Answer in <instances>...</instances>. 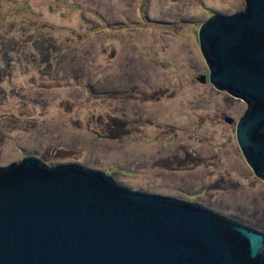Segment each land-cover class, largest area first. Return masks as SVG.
<instances>
[{
    "label": "rangeland",
    "instance_id": "rangeland-1",
    "mask_svg": "<svg viewBox=\"0 0 264 264\" xmlns=\"http://www.w3.org/2000/svg\"><path fill=\"white\" fill-rule=\"evenodd\" d=\"M244 6L0 0V167L73 164L264 233V181L236 139L247 103L199 80L201 24Z\"/></svg>",
    "mask_w": 264,
    "mask_h": 264
},
{
    "label": "water",
    "instance_id": "water-1",
    "mask_svg": "<svg viewBox=\"0 0 264 264\" xmlns=\"http://www.w3.org/2000/svg\"><path fill=\"white\" fill-rule=\"evenodd\" d=\"M201 82L241 98L236 139L264 181V0L198 31ZM232 123L233 118L226 116ZM0 264H264V233L199 204L28 156L0 167Z\"/></svg>",
    "mask_w": 264,
    "mask_h": 264
}]
</instances>
